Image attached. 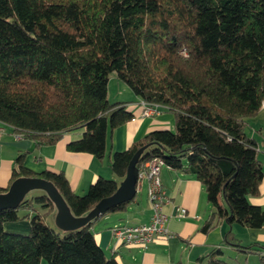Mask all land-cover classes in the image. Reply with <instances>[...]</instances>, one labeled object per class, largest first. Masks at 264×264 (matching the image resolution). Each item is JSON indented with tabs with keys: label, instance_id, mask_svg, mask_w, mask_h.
Returning a JSON list of instances; mask_svg holds the SVG:
<instances>
[{
	"label": "trees",
	"instance_id": "1",
	"mask_svg": "<svg viewBox=\"0 0 264 264\" xmlns=\"http://www.w3.org/2000/svg\"><path fill=\"white\" fill-rule=\"evenodd\" d=\"M112 73L147 107L172 114L175 132L153 130L114 152L111 172L123 179L141 150L138 171L157 159L200 182L211 211L204 234L220 223L261 229L264 208L249 197L258 195L264 174L246 124L264 99V0H0V123L37 146L83 130L67 151L101 161L107 132L134 118L127 102L108 101ZM23 161L16 158L11 183H52L75 217L119 185L99 177L77 195L62 172L35 174ZM52 213L43 192L0 211V264H119L96 243L93 222L57 232L45 224ZM22 222L27 235L4 230ZM223 242L253 251L230 229ZM262 250L255 252L264 264ZM198 263L229 264L219 248Z\"/></svg>",
	"mask_w": 264,
	"mask_h": 264
},
{
	"label": "crops",
	"instance_id": "2",
	"mask_svg": "<svg viewBox=\"0 0 264 264\" xmlns=\"http://www.w3.org/2000/svg\"><path fill=\"white\" fill-rule=\"evenodd\" d=\"M108 90L107 88V98L111 102ZM118 98L113 102H125ZM129 98L127 109L133 113L134 118L107 132L106 156L101 161L90 154L67 151L66 145L78 140L83 130L63 134L54 145L37 146L33 139L23 137L11 127L0 123V127L4 128L0 135V188L6 190L10 186L12 170L19 155H24V167L35 174L46 170L62 172L77 195H83L99 177L113 179L119 184L122 178H117L110 169L111 155L126 150L150 131L168 129L165 116L168 112L165 109L158 108L156 113L141 118L144 104L135 96ZM246 134L256 143L258 160L264 174V99L258 113L247 120ZM160 181L168 198L164 211L169 216L167 228L171 237L158 238L146 249L117 244L113 239L111 228L114 226L147 224L150 221L152 211L143 184L126 210L107 214L93 222L91 230L94 239L107 258L113 256L119 264H203L198 263V259L212 249L219 248L229 264L237 263L239 259L248 264V259L252 256H257L260 261L255 251L259 250L263 254L264 225L261 229L252 230L238 224L228 227L220 223L204 234L201 227L211 211L200 182L168 167L160 170ZM249 202L264 208V175L258 195L249 197ZM179 209L185 210L183 217L176 215ZM50 217L53 219L54 213ZM229 229L242 246L252 245L253 251H238L225 244L224 235ZM4 230L28 234L29 226L26 222L5 224Z\"/></svg>",
	"mask_w": 264,
	"mask_h": 264
},
{
	"label": "water",
	"instance_id": "3",
	"mask_svg": "<svg viewBox=\"0 0 264 264\" xmlns=\"http://www.w3.org/2000/svg\"><path fill=\"white\" fill-rule=\"evenodd\" d=\"M141 150L130 161L125 177L119 183L116 191L109 197L100 200L94 208L84 216L75 217L62 196L52 183L33 177H19L15 179L8 189L0 193V211L17 208L34 191L43 192L54 206V225L61 232H70L82 228L93 222L114 206L134 199L136 195V183L138 170L135 161Z\"/></svg>",
	"mask_w": 264,
	"mask_h": 264
},
{
	"label": "built area",
	"instance_id": "4",
	"mask_svg": "<svg viewBox=\"0 0 264 264\" xmlns=\"http://www.w3.org/2000/svg\"><path fill=\"white\" fill-rule=\"evenodd\" d=\"M153 113L156 111L144 104L141 117H149ZM3 131L4 128L0 127V135ZM163 167L165 166L161 160L154 159L138 171L136 193L145 184L152 215L147 224L112 227L111 234L117 244L146 249L158 238L171 237L167 228L169 216L164 211L166 204H168V198L160 181V170ZM185 213L184 209H179L176 215L183 217Z\"/></svg>",
	"mask_w": 264,
	"mask_h": 264
},
{
	"label": "rangeland",
	"instance_id": "5",
	"mask_svg": "<svg viewBox=\"0 0 264 264\" xmlns=\"http://www.w3.org/2000/svg\"><path fill=\"white\" fill-rule=\"evenodd\" d=\"M108 84L109 85L107 86V88L109 89L108 90L109 100L111 102L117 101V100H115V99H117V97H119L118 99H122L125 102H127V101H130V99H131L129 97L134 96L132 91L129 89V87L126 84H124L123 82H121L120 80H118L114 73L110 74ZM165 116L167 118L168 129L172 132H175L173 115L170 113H167V115H165ZM38 194H41V191H34V192L28 194L26 197L30 198V197H32L34 195H38ZM45 224L48 225L53 230H57L55 225H54V221L50 216H48L45 219ZM16 234L27 235V234H22V233H16ZM230 257H232V256H230ZM231 261H233V260H231ZM259 262L260 261H259L257 256H252L248 259V264H261ZM42 264H45V262L42 261ZM234 264H245V262L243 261V259H239L238 262L237 263L234 262Z\"/></svg>",
	"mask_w": 264,
	"mask_h": 264
}]
</instances>
